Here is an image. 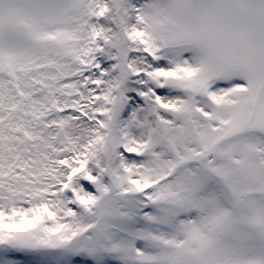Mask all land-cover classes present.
I'll use <instances>...</instances> for the list:
<instances>
[{
  "label": "snow or ice",
  "instance_id": "obj_1",
  "mask_svg": "<svg viewBox=\"0 0 264 264\" xmlns=\"http://www.w3.org/2000/svg\"><path fill=\"white\" fill-rule=\"evenodd\" d=\"M0 264H264V0H0Z\"/></svg>",
  "mask_w": 264,
  "mask_h": 264
}]
</instances>
